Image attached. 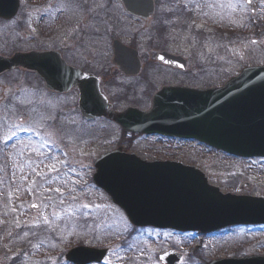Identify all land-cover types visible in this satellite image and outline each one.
Masks as SVG:
<instances>
[{
  "label": "flooded vegetation",
  "instance_id": "af4514ba",
  "mask_svg": "<svg viewBox=\"0 0 264 264\" xmlns=\"http://www.w3.org/2000/svg\"><path fill=\"white\" fill-rule=\"evenodd\" d=\"M17 2L14 16L0 18L1 58L22 55L21 60H15L13 68L0 74V114L30 116L42 113L50 130L66 124L60 128L70 141L80 138L67 134V129L73 130L77 124L101 123L104 128L113 125L109 117L86 119L81 115L82 90L86 93L98 91L115 113L127 107L147 110L153 96L163 86L205 88L217 86L222 79L214 56L202 55L199 47L190 52L182 51L181 55L187 59L184 68L164 65L156 59L160 53L176 54L178 45H172L178 42L176 38L186 34L197 37L209 32V22L200 19V16L205 17L209 0ZM132 7H136L138 15L128 12ZM200 21L205 26H200ZM114 59L121 61L124 69L119 68ZM36 68L39 70H33ZM50 79H53L52 84L47 82ZM44 108L47 110L42 112ZM19 119L24 121L25 118ZM56 132L59 134V130ZM119 132L128 137L131 144L144 136ZM119 146L130 150L119 142L106 151ZM236 231L242 232L236 234ZM113 232L99 231L112 235L107 239L90 236L89 241L73 246L83 244L101 250L102 254L89 264H117L123 245H115L120 236ZM205 241L190 264H207L214 260L225 264L221 261L231 258H247L249 264H264V225L229 228L206 236Z\"/></svg>",
  "mask_w": 264,
  "mask_h": 264
},
{
  "label": "rangeland",
  "instance_id": "374dc122",
  "mask_svg": "<svg viewBox=\"0 0 264 264\" xmlns=\"http://www.w3.org/2000/svg\"><path fill=\"white\" fill-rule=\"evenodd\" d=\"M253 2L262 12L264 22V0ZM241 8L239 0H209L206 2L205 17L200 16V19L212 22L217 28L222 26V30L224 27L242 26L244 17ZM214 36L217 40L216 46L211 44L209 36L202 46L199 40L204 38L203 36L196 39L186 34L182 36V42L187 44L190 37L195 46L203 49L205 56L216 53L218 58L214 57L215 61L225 79L232 73H237L241 65L249 64V61L264 63V48L260 53L259 47L251 44L253 34L250 33V40L246 43L230 45V51L225 34L218 30ZM261 42L264 44V39L259 44ZM184 47L187 52L195 50L188 45ZM223 82L220 81L219 85ZM46 110L44 108L42 112ZM20 123L12 116H0L1 144L6 143L2 140L6 133L11 135L15 132L19 135V129L25 126ZM46 125L44 128L47 132ZM65 125L59 124L54 130H49L44 137L40 136L37 139L32 135L14 138L10 150L13 156L11 162L0 155V264H10L12 257L18 258L20 263L23 257L21 264H50L49 261H55L56 252L63 244L77 239L83 233L99 227L102 231L108 228L109 231L121 232L127 227V222L121 217L119 210L109 205L106 208L109 212L105 211L104 201L101 200L104 196L93 189L90 182L96 157L106 149L114 148L119 142H123L129 146L128 149L147 159L174 158L195 164L208 175L210 183L218 185L222 192L264 196L262 160L233 159L221 152L188 142L177 144L162 139L138 138L130 144L128 137L121 135L117 129L106 131L108 128H105L104 131L98 124L95 127L99 128V131L96 129L95 135L89 139L83 138L82 144L71 143L68 136L62 134L60 127ZM58 130L59 134L56 132ZM89 132L93 130L84 125H78L73 130L67 129V134L74 137H81ZM49 155L60 161L56 165L60 179L55 182L50 181L57 173L41 165L37 172H43L44 175H37L27 163L30 160L34 165H40L41 160ZM7 162L10 163L9 166ZM47 163L45 160V164ZM245 182L248 183L247 188H244ZM57 188L60 189L59 192L56 191ZM73 196L75 199H72ZM61 200L64 202L61 203ZM33 204L37 207H32ZM84 205L88 207L85 208ZM44 217L48 218L47 223L44 222ZM92 221L95 223L94 226ZM164 232H159L162 235L161 239L156 235L157 231L151 229L134 235L133 238L139 237L133 239L131 243L135 256L132 255V258L126 260L122 258L119 263L159 264L156 259L158 254L172 241L163 234ZM165 233L173 236L171 233Z\"/></svg>",
  "mask_w": 264,
  "mask_h": 264
},
{
  "label": "water",
  "instance_id": "95a60500",
  "mask_svg": "<svg viewBox=\"0 0 264 264\" xmlns=\"http://www.w3.org/2000/svg\"><path fill=\"white\" fill-rule=\"evenodd\" d=\"M17 3L0 0V10L9 8L0 16L15 14ZM11 64L0 63V71ZM83 91L81 103L91 105L86 107L87 114H104L105 105L98 95ZM153 102L147 112L128 109L113 120L126 131L172 133L233 155L264 156V66L246 68L218 89L167 87L157 93ZM95 167L96 183L137 225L206 232L237 222L264 223V201L222 195L193 167L174 162L145 163L118 152L101 156ZM167 255L161 256V261L165 262ZM69 258L72 259L71 252Z\"/></svg>",
  "mask_w": 264,
  "mask_h": 264
},
{
  "label": "snow or ice",
  "instance_id": "6c2138e0",
  "mask_svg": "<svg viewBox=\"0 0 264 264\" xmlns=\"http://www.w3.org/2000/svg\"><path fill=\"white\" fill-rule=\"evenodd\" d=\"M248 2H250V0H248ZM15 132H12L11 135H7V133L5 134V142H9L13 139V137H15ZM45 160L48 161L47 164H45ZM28 163V167L29 168H32L33 172L36 173L37 175H41L43 176L44 173L43 172H37V169L43 165L44 167H48L50 169L51 172H55L57 173V175L55 177H52L51 178V181L50 182H55L56 180H59L60 179V175H59V170L57 169L56 165L57 163H60V161L53 155H49V156H46L44 160H41L40 162V165H34V162H31L29 160ZM57 192L60 191L59 188L56 189ZM51 199V198H50ZM72 199H75V196L72 197ZM64 201L61 200V203H63ZM32 207H37V205L33 204ZM85 208L88 207V205H84ZM44 222L47 223L48 222V218L47 217H44ZM162 259V257H161Z\"/></svg>",
  "mask_w": 264,
  "mask_h": 264
}]
</instances>
